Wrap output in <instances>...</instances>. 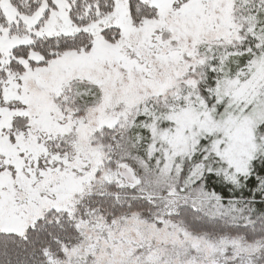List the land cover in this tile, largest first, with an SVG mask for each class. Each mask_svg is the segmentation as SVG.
Segmentation results:
<instances>
[{
	"label": "rangeland",
	"instance_id": "374dc122",
	"mask_svg": "<svg viewBox=\"0 0 264 264\" xmlns=\"http://www.w3.org/2000/svg\"><path fill=\"white\" fill-rule=\"evenodd\" d=\"M112 1L111 13L79 26L70 19L66 0H52L54 8L43 3L29 16L0 0L6 20L0 28V69L9 68L11 60L24 68L9 75L0 96L2 234L23 236L50 210L70 216L78 212L97 172L111 180L102 167L104 154L93 144L94 134L123 127L138 108L142 112L163 107L170 98L178 100L184 88L193 90L200 81L195 71L203 65L202 45L238 41V27L230 16L235 0H138L158 12L157 19L140 29L129 20L130 0ZM112 29L121 36L108 43L105 37ZM81 32L91 36L90 50L66 53L35 67L30 66L43 61L40 53L30 49L27 56L18 54L36 38ZM74 83L94 85L101 92L100 104L80 116H74L70 101ZM237 99L234 94L231 104L241 101L243 106L217 123L210 115L195 122L184 108L173 107L163 118L167 127L154 133L155 145L166 159H183L198 140L210 136L212 160L217 157L227 171H244L256 151L254 128L264 121V98L249 86ZM200 194L171 190L162 205L210 210ZM98 219L84 229V244L68 255L93 257L87 264H224L226 249L236 254L245 248L236 241L210 242L154 217L148 222L137 215L110 222Z\"/></svg>",
	"mask_w": 264,
	"mask_h": 264
},
{
	"label": "trees",
	"instance_id": "16d2710c",
	"mask_svg": "<svg viewBox=\"0 0 264 264\" xmlns=\"http://www.w3.org/2000/svg\"><path fill=\"white\" fill-rule=\"evenodd\" d=\"M8 1L28 16L43 3L54 8L52 0ZM66 1L71 21L79 26L108 15L114 7L112 0ZM128 5L129 20L136 29L158 18L157 9L146 2L130 0ZM230 16L238 27V41L200 47L203 65L195 71L200 79L195 89L184 88L178 100L170 98L163 107L152 106L142 112L138 108L123 127L94 134L93 144L104 154L102 167L111 180H103L102 172H97L77 206L79 211L71 216L50 210L36 219L23 236L0 233V264H87L93 257L68 255L84 244V229L96 224L98 218L110 222L133 215L147 222L154 217L175 223L213 243L229 240L245 246L236 254L235 249H226L224 264H264V121L254 128L256 151L242 172L227 171L217 157L212 160L214 139L210 136L198 140L183 159H166L153 138L156 131L167 127V119L163 118L173 107L184 108L195 122L210 115L217 123L228 111L233 113L243 106L241 101L230 102L234 94L239 100L243 89L251 86L259 98H264V0H235ZM5 25L0 12V28ZM120 36L118 29H112L105 40L115 43ZM91 48V36L81 32L36 38L18 54L27 56L30 49L40 53L43 61L30 66L35 67L66 53ZM23 72L15 60L9 68L0 69V96L9 75ZM70 91L74 116L101 102V92L94 85L74 83ZM171 190L183 194L200 191L211 209L180 203L164 208L162 202Z\"/></svg>",
	"mask_w": 264,
	"mask_h": 264
},
{
	"label": "crops",
	"instance_id": "0c3cea01",
	"mask_svg": "<svg viewBox=\"0 0 264 264\" xmlns=\"http://www.w3.org/2000/svg\"><path fill=\"white\" fill-rule=\"evenodd\" d=\"M155 1H157V2H159V3H165V2L168 1V0H155ZM138 29H140V28H138Z\"/></svg>",
	"mask_w": 264,
	"mask_h": 264
}]
</instances>
